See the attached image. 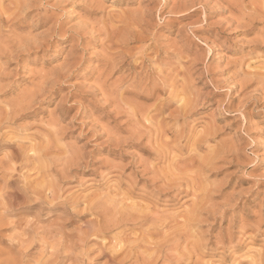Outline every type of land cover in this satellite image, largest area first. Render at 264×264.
<instances>
[{
    "label": "rangeland",
    "instance_id": "rangeland-1",
    "mask_svg": "<svg viewBox=\"0 0 264 264\" xmlns=\"http://www.w3.org/2000/svg\"><path fill=\"white\" fill-rule=\"evenodd\" d=\"M3 200L0 264H264L262 0H0Z\"/></svg>",
    "mask_w": 264,
    "mask_h": 264
},
{
    "label": "bare ground",
    "instance_id": "bare-ground-1",
    "mask_svg": "<svg viewBox=\"0 0 264 264\" xmlns=\"http://www.w3.org/2000/svg\"><path fill=\"white\" fill-rule=\"evenodd\" d=\"M260 1H261V0H260ZM253 2H254V1H253ZM251 3H252V2H251ZM262 3H264V0H262ZM254 5H255V3H254ZM260 6H261V5H260ZM256 7H257V6H256ZM253 8H254V7H253ZM260 10H261V8H260ZM249 11H250V10H249ZM253 12L257 13L256 11H252V12H251L252 15H253ZM255 13H254V14H255ZM250 17H251V16H250ZM23 100H24V99H23ZM26 100H27V99H26ZM21 103H23V102H21ZM24 165H25V164H24ZM178 180H180V179H178ZM180 181H182V179H181ZM180 181L177 182V180H176L174 183H172L173 185H171V186H164V184L166 183V182H165V183H162V184H163L162 186H164L163 188H167V189L171 190V189H173V188H172L173 186H176V185H174V184H175L176 182L179 183ZM183 181H184V180H183ZM185 182H187V181L185 180ZM180 183H181V182H180ZM187 183H188V182H187ZM181 184H182V183H181ZM183 184H184V183H183ZM183 184H182L181 186H183ZM165 185H166V184H165ZM168 185H169V184H168ZM186 185H187V184H186ZM188 185H189V184H188ZM188 185H187V186H188ZM178 186H179V185L177 184L176 187H178ZM46 187H48V186H46ZM188 187H189V186H188ZM50 188H51V187H50ZM39 189H40V188H39ZM46 189H47V188H46ZM55 189H56V188L54 187L53 191H55ZM174 189H175V187H174ZM177 189H178V190H177V192H178L179 189H181L180 186H179ZM37 190H38V189H37ZM59 190H60V189H59ZM41 191H42V190H41ZM51 191H52V190H51ZM57 191H58V188H57ZM182 191H185V190L181 189L180 192L182 193ZM186 191H187V190H186ZM186 191H185V192H186ZM43 192H45V190H44ZM32 193H33V192H32ZM34 193H35V192H34ZM57 193H58V192H57ZM172 193H174V192H172ZM186 193H187V194H186ZM186 193H184V195H185V194L188 195V192H186ZM55 194H56V192H55ZM60 194H61V193H60ZM45 195H46V194H44L43 197H45ZM58 195H59V194H58ZM180 195H181V194H180ZM59 196H60V195H59ZM173 196L175 197L176 195H173ZM178 196H179V195H178ZM43 197H41V198H43ZM57 197H58V196H57ZM57 197H54V194H53V195H51V198H52V199H50V200H54V198L57 199ZM8 198H9V197H8ZM36 198H37V197H36ZM128 198H129V197H128ZM176 198H177V197H176ZM6 199H7V198H6ZM6 199H5V200H6ZM60 199H61V198H60ZM1 200H2V199H1ZM46 200H47V198H46ZM46 200H44V198H43V201H46ZM124 200H125V202H126V200H128V199L126 198V199H124ZM124 200H122V201H124ZM6 201H7V200H6ZM36 201H37V200H36ZM41 201H42V200H41ZM57 201H58V199H57ZM61 201H62V200H61ZM127 202H128V201H127ZM3 203H4V200H3L2 203H0V204H3ZM36 203H37V202H36ZM38 203H39V202H38ZM38 203H37V204H38ZM54 203H55V201H54ZM54 203H52V204H54ZM56 203H58V202H56ZM60 203H61V202H60ZM119 203H120V202H119ZM4 204H5V203H4ZM37 204H36V205H37ZM41 204H42V202H41ZM50 204H51V202H50ZM58 204H59V203H58ZM102 204H104V203H102ZM132 204H133V203H132ZM62 205H63V204H61V206H62ZM115 205H116V203H115ZM117 205H118V204H117ZM125 205H126V206H124V204H123V205L120 204V207L122 206V207H121L122 209H123V207L126 209L128 205H127V204H125ZM130 205H131V204H130ZM6 206H7V205H6ZM52 206H53V205H52ZM100 206H101V204H100ZM131 206H134V205H131ZM0 207H1V206H0ZM3 207H5V206L3 205L1 208L4 209ZM59 207H60V206H59ZM102 207H104V206H102ZM115 207H116V206H114V208H115ZM128 207H129V206H128ZM134 207H136V206H134ZM143 207H144V206H143ZM147 207H148V206H147ZM147 207H146L145 209H144V208H141V206H140L139 208H137V209H140V208H141V209H140V210H141L140 212H142V210H143V212H142V214H139V213H138L139 215H136L135 217H133V216L135 215V213H134V215H132L133 212L131 211V210H133V209H131V208H133V207H130L129 209H131V210H130V212H128V213H130V214L132 215V216H131V215L129 214V215L131 216L132 219H129V218H127V216H126V217H124V219H122V222L124 223V221L129 220V221L132 223V225L130 224L131 226L139 227V228H142V229L144 228V231H147L148 228H149V230H150V228H153V229H156V228H158V227L163 228L162 225L166 222L167 218L156 219V218H157L156 216H158V215H154V214H153L155 217H152L153 215H151V216H150V215H149V216L146 215V213L149 212V211L151 210V209L149 210ZM53 208H55V206H53ZM94 208H95V206H94ZM92 209H93V208H92ZM100 209H101V208H100ZM102 209H103V208H102ZM110 209H111V208H110ZM125 209H124V211H125ZM146 209L149 210V211H147ZM93 210L97 211L96 209H93ZM118 210H121V209L119 208ZM118 210H117V211H118ZM127 210H128V208L126 209V211H127ZM154 210H155V209H153V211H154ZM99 211H100V210H99ZM99 211H98V212H99ZM101 211H102V210H101ZM106 211H110V210H106ZM111 211H112V210H111ZM117 211H116V214L120 212V211H119V212H117ZM124 211H123V212H124ZM126 211L124 212V215H126V213H127ZM133 211H134V210H133ZM138 211H139V210H138ZM138 211H136V212H138ZM144 211H145V212L147 211V212L144 214ZM156 211H157V210H155V213H156ZM103 212H105V209L103 210ZM123 212H122V213H123ZM100 213H101V212H100ZM110 213H111V212H110ZM110 213H109V214H110ZM122 213H120V214H122ZM157 213H158V211H157ZM157 213H156V214H157ZM109 214H107V215H109ZM111 214H112V213H111ZM136 214H137V213H136ZM147 214H148V213H147ZM97 215H98V214H97ZM127 215H128V214H127ZM104 216H106V213H105ZM104 216H103V218H102V215H100L99 217H97V216H96V217L99 218V219L101 220V219H104V218H105ZM111 216H113V215H111ZM119 216H120V215H119ZM119 216H118V217H119ZM122 216H123V214H122L120 217H122ZM162 216H163V215H162ZM162 216H161V217H162ZM96 217H95V218H96ZM100 217H101V218H100ZM107 217H108V216H107ZM115 217H116V216H115ZM115 217H113V218H115ZM118 217H116V219H114V220L116 221V220L118 219ZM159 217H160V215H159ZM163 217H164V216H163ZM167 217H168V216H167ZM109 218H110V217H109ZM92 219H93V218H92ZM92 219H91V220H92ZM110 219L112 220V218H110ZM169 219L171 220V218H169ZM120 220H121V219H120ZM89 221H90V220H89ZM94 221H96V222H98V223H95ZM105 221H106V222H107V221L109 222V220H105ZM118 221H119V220H118ZM172 221H173V220H172ZM101 222H103V220L100 221V222L97 221V220H93V221L88 222L87 224H86V223H83V224H86L87 227H89V230L86 229L87 227H85V229H86L87 231H89V232H90V231L92 232V235L94 236V238H93V236H92L93 239H95V237L98 238V237H100V236H103V232H102V231H104V230H103L104 227L102 228V231H101V225L103 226L104 223H105V225H106V222H103L102 224L99 225V223H101ZM127 222H128V221H127ZM127 222H125V223L128 224ZM168 224H169V223H168ZM105 225H104V226H105ZM107 225H108V227L110 226L109 223H107ZM107 225H106V227H107ZM114 225H115V224H114ZM121 225H122V224H121ZM121 225H120V226H121ZM164 225H165V224H164ZM166 225H167V224H166ZM80 226H81V225H80ZM80 226H79V227H80ZM120 226H119V227H120ZM125 226H126V225H125ZM127 226H128V227H131V226H129V225H127ZM81 227H82V226H81ZM110 227H111V226H110ZM113 227H114V226L112 225V228H113ZM115 227H116V225H115ZM115 227H114V229H115V231H117V230H116L117 227H116V228H115ZM119 227H118V228H119ZM122 227H123V226H122ZM128 227H127V228H128ZM145 227H146V228H145ZM168 227H169V225H168ZM82 228H84V227H82ZM82 228H77L78 230L76 229V230L78 231V233L76 232V233H77V235H76L77 238L80 237L81 233H85V230L82 229ZM118 228H117V229H118ZM123 228H125V227H123ZM123 228H122V229L119 228V231H117V232H120V230H123ZM133 228H134V227H133ZM79 229L84 230V232H82V231L80 232ZM108 229H109V228H108ZM131 229H132V227H131ZM135 229H137V228H135ZM135 229H132V231L135 230ZM167 229H168V228H167ZM76 230H75V231H76ZM125 230H126V229H124V231H125ZM138 230H139V229H138ZM156 230H157V229H156ZM140 231H141V230H140ZM79 232H80V233H79ZM89 232L87 233V235H89ZM91 232H90V233H91ZM101 232H102V234H101ZM105 232H108L107 229L104 231V233H105ZM129 232H130V231H129ZM134 232H136V231H134ZM152 232H154V230H152L151 233H152ZM155 232H158V231H155ZM160 232H161V231H160ZM160 232H159V233H160ZM175 232H176V234H177V231H175ZM24 233H26V232H24ZM110 233H111V232H110ZM114 233H115V232H114ZM120 233H121V235H122V232H120ZM120 233H119V234H120ZM136 233H137V232H136ZM138 233H139V232H138ZM145 233H148V232H145ZM159 233H157V234H159ZM35 234H36V233H35ZM78 234H79V235H78ZM85 234H86V233H85ZM108 234H109V233H108ZM111 234L113 235V230H112V233H111ZM129 234H130V233H129ZM134 234H135V233H134ZM139 234H140L139 236H142V237H143V235H144V234H142V233H139ZM149 234H150V232H149ZM149 234H148V235H149ZM167 234H168V233H167ZM173 234L176 236L175 238H177V236L180 235L181 233H180V234L178 233L177 235H176L175 233H173ZM36 235H37V234H36ZM36 235H35V236H36ZM87 235H86V236H83V240H85V241L82 240L83 244L87 241V239H86ZM112 235H111V236H112ZM131 235H133V233H132ZM152 235H153V234H152ZM152 235L150 234V236H152ZM165 235H166V234H165ZM20 236H21V235H20ZM20 236H18V237H20ZM81 236H82V235H81ZM89 236H91V235H89ZM107 236H108V235H107ZM109 236H110V235H109ZM134 236H136V234H135ZM139 236L137 237V239H138V238H142V237H139ZM156 236H158V235H156ZM163 236H164V235H163ZM168 236H169V235H168ZM168 236H167V237H168ZM64 237H65V236H64ZM104 237H106V236H104ZM148 237H149V236H148ZM153 237H155V236L153 235L152 238H153ZM167 237H166V238H167ZM171 237H172V236H171ZM20 238H21V237H20ZM80 238H81V237H80ZM80 238H79V240L75 241L76 244H79V243L81 242V241H80ZM87 238H88V237H87ZM92 238H91V239H92ZM97 238H96V239H97ZM111 238H113V237H111ZM118 238H120V236H119ZM163 238H165V237H163ZM173 238H174V237H173ZM181 238H182V237H181ZM91 239L89 238V240H91ZM98 239H99V238H98ZM126 239H127V238H126ZM128 239L131 240L130 238H128ZM137 239H135L134 241H136ZM143 239H144V238H143ZM143 239H142V240L140 239V240L143 241ZM167 239H168V238H167ZM169 239H171V238H169ZM177 239H178V238H177ZM89 240H88V242L86 243V245L89 244V242H90ZM99 240H101V237H100ZM102 240H104V238H102ZM112 240H114V239H112ZM118 240H119V239H118ZM118 240H117V241H118ZM132 240H133V239H132ZM162 240H163V239H162ZM171 240H173V239H171ZM174 240H175V239H174ZM174 240H173V241H174ZM19 241L22 242V243H24L23 240H22V241L19 240ZM79 241H80V242H79ZM114 241H115V240H114ZM119 241L122 242L121 240H119ZM125 241H126V240H125ZM134 241L131 242L132 244H131L130 242H128V244H130V246H131V245L135 244V243H133ZM141 241H138V243H140ZM146 241H147V240H145V242H146ZM148 241H149V240H148ZM150 241H152V242H150V243L153 244L156 240H154V242H153V240H150ZM165 241H166V240H165ZM178 241H179V239L177 240V242H178ZM77 242H79V243H77ZM82 242H81L80 244H82ZM120 242H119V243L117 242V243H118V244H121ZM136 242H137V241H136ZM157 242H158V241H157ZM159 242H161V240H160ZM169 242H170V241H167V243H169ZM171 242H172V241H171ZM171 242H170V245L172 246V244H174L175 242H173L172 244H171ZM17 243H18V242H17ZM94 243H95V242H93V245H94ZM117 243H116V246H117ZM123 243H125V242H123ZM142 243L144 244V242H142ZM19 244H20V243H19ZM80 244H79V245H80ZM83 244L80 245L82 248H83ZM109 244H110V243H109ZM112 244H113V243H112ZM126 244H127V241H126ZM147 244H149V243L147 242L146 245H147ZM152 244H151V245H152ZM157 244H158V243H156L155 245H157ZM160 244H161V243H159L158 245L160 246ZM176 244H178V243H176ZM20 245H21V244H20ZM24 245H25V244H24ZM86 245H84V247H85ZM91 245H92V244H91ZM100 245H101V244H100ZM110 245H111V244H110ZM149 245H150V244H149ZM155 245L153 244V245H152V246H153L152 248H154ZM158 245H157V246H158ZM70 246H71V245L67 246V247L65 248V250H66L68 247H70ZM97 246H98V245L96 244V249H97ZM101 246H102V245H101ZM101 246H100V247H101ZM116 246H115V247H116ZM119 246H120V245H119ZM162 246H163V244H162ZM162 246H160V248H162ZM171 246H170L169 250L174 248V247L172 248ZM173 246H176V245H173ZM177 246H178V245H177ZM76 247H78V246H76ZM81 247H79V248H80L81 251H82V248H81ZM94 247H95V246H94ZM98 247H99V246H98ZM109 247H110V246H109ZM120 247H122V249H123V247H126V245L123 246V244H122V246H120ZM127 247H128V246H127ZM132 247H133V246H132ZM146 247L149 248V247H151V246H148V245H147ZM163 247H165V246H163ZM71 248H72V246H71ZM71 248L69 249V251H72V250L74 249V248H72V249H71ZM92 248H93V247H92ZM112 248H113V250H114V247H112ZM117 248H118V247H117ZM117 248H116V249H117ZM175 248H176V247H175ZM27 249H28V248H27ZM76 249H77V248H76ZM76 249H75V250H76ZM94 249H95V248H94ZM96 249H95V250H96ZM99 249H100V250H103V246H102V248H99ZM108 249H111V247L108 248ZM118 249H119V248H118ZM129 249H131V247H129ZM154 249H155V248H154ZM154 249H153V250H154ZM162 249H163V248H162ZM162 249H160V250H162ZM166 249L168 250V246H167ZM166 249H165V250L163 249V250L165 251L166 254H163L162 251H158V254H157L156 256H153L154 254L151 252V253H150V256H151V254H152V257H153V258L155 257L154 260H153V262H154V261H155V262H157V261H161V262H162V261H163V264H164V263L166 264L165 261H168V256H167V253H168V252L166 251ZM67 250H68V249H67ZM84 250H85V249H84ZM84 250H83V253H84ZM88 250H89V248H88L86 251H88ZM120 250H121V248H120L118 251L121 252ZM153 250H152V251H153ZM23 251H24V250H23ZM23 251H22V252H23ZM26 251H27V250H26ZM81 251H80V252H81ZM91 251H94V250H91ZM96 251H97V250H96ZM103 251H104V250H103ZM107 251H108V250H106L105 252H107ZM109 251H110V250H109ZM109 251H108V253H109ZM114 251H115V250H114ZM118 251L116 252L117 254H118ZM122 251H123V250H122ZM128 251H129V250H128ZM155 251H156V250H154L153 252H155ZM174 251L177 253V249H175ZM22 252L19 251V253H22ZM88 252H89V251H88ZM98 252H99V251H98ZM111 252H113V251L111 250ZM111 252H110V253H111ZM19 253H18V254H19ZM64 253H65V252H64ZM78 253H79V252H78ZM81 253H82V252H81ZM101 253H104V252H101ZM116 253H115V257L117 256ZM128 253H130V252H128ZM128 253H127V254H128ZM155 253H157V252H155ZM173 253H174V252H173ZM24 254H25V253H24ZM85 254H86V256H87L88 253L85 252ZM91 254H92V253H91ZM98 254H100V253H98ZM98 254H97L95 257L99 256ZM119 254H120V253H119ZM127 254H126V255H127ZM19 255H20V254H19ZM21 255H22V254H21ZM25 255H26V254H25ZM25 255H23V256H25ZM83 255H84V254H83ZM100 255H101V254H100ZM112 255H113V254H112ZM130 255H131V254H130ZM133 255H134V254H133ZM137 255H138V254H137ZM17 256H18V255H17ZM66 256H67V255H66ZM80 256H81V255H80ZM80 256H79V257H80ZM101 256H103V255H101ZM101 256H99V257H101ZM123 256H124V258L126 259V258H128L129 255L126 256V257H125V255H123ZM134 256H136V254H135ZM70 257H71V256H70ZM109 257H110V256H109ZM132 257H133V256H132ZM137 257H138V256H136V258H137ZM23 258H24V257H23ZM73 258H74V257H73ZM76 258H77V257H75V259H73V261H75ZM153 258H152V259H153ZM180 258H181V256H180ZM69 259H70V258H69ZM84 259H85V258H84ZM84 259H83V260H84ZM95 259H96V258H95ZM125 259H124V260H125ZM146 259H148L149 264H153V263L151 262L152 260L149 261V260L151 259L150 257H149V258H145V260H146ZM17 260H18V259H17ZM19 260H20V259H19ZM78 260H80V259L78 258ZM89 260H90L89 262H92V261H91V258H90ZM93 260H94V258H93ZM112 260H114V259L112 258ZM170 260H172V259H169V262L172 263L173 261L171 262ZM22 261H23V260H22ZM80 261H81L80 263H82V260H80ZM176 261H178V260H176ZM179 261H180V259H179ZM18 262H19V261H18ZM89 262H87V264H89ZM113 262H115V261H113ZM121 262H122V261H121ZM155 262H154V263H155ZM107 263L109 264L110 261H108ZM19 264H21V263H19ZM75 264H76V263H75ZM91 264H93V263H91ZM114 264H116V263H114ZM118 264H119V263H118ZM144 264H148V263H144ZM155 264H156V263H155Z\"/></svg>",
    "mask_w": 264,
    "mask_h": 264
}]
</instances>
